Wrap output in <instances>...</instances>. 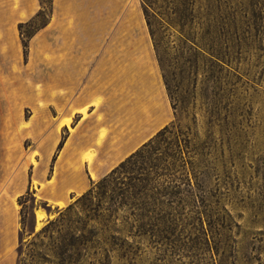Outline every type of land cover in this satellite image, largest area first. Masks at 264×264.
Masks as SVG:
<instances>
[{
	"label": "rangeland",
	"instance_id": "rangeland-1",
	"mask_svg": "<svg viewBox=\"0 0 264 264\" xmlns=\"http://www.w3.org/2000/svg\"><path fill=\"white\" fill-rule=\"evenodd\" d=\"M147 1L123 7H138L176 102L151 136L167 125L158 141L174 154L179 190L194 192L201 179L204 201L182 194L179 206H151L150 232L128 204L103 215L82 206L78 198L127 155L69 190L86 176L67 149V97L53 104L50 88L51 46L67 38V16L52 30L53 0H0V238L4 213L16 215L1 264H18L29 248L47 253L36 264H264V0ZM92 155L89 148L84 158ZM66 191L62 206L52 201ZM36 210L44 213L38 228ZM52 240L73 244L68 259L46 249Z\"/></svg>",
	"mask_w": 264,
	"mask_h": 264
},
{
	"label": "crops",
	"instance_id": "crops-1",
	"mask_svg": "<svg viewBox=\"0 0 264 264\" xmlns=\"http://www.w3.org/2000/svg\"><path fill=\"white\" fill-rule=\"evenodd\" d=\"M124 3L126 0H53L52 15L57 18L52 16V30L55 24L60 26L63 19L59 16L66 15L67 38L51 46V100L62 105L63 94L67 97L66 109L74 117L67 149L78 156L86 176L79 188L69 189L72 191L83 190L91 171L97 175L106 172L170 117L171 104L154 44L138 7H123ZM85 109L87 116L83 115ZM85 120L92 121L87 133L81 130ZM101 128L106 130L103 136ZM89 148L93 149L92 162L84 158ZM100 159L106 161L100 163ZM110 160L114 162L110 164ZM68 191L52 201L57 205L66 202ZM12 220L16 215L6 211L1 223L2 247Z\"/></svg>",
	"mask_w": 264,
	"mask_h": 264
},
{
	"label": "trees",
	"instance_id": "trees-1",
	"mask_svg": "<svg viewBox=\"0 0 264 264\" xmlns=\"http://www.w3.org/2000/svg\"><path fill=\"white\" fill-rule=\"evenodd\" d=\"M144 1L147 4L148 1ZM152 2L153 1L150 0V7ZM146 4L144 6L146 20L150 26L151 35H154L152 21L148 18ZM150 14L152 13L150 12ZM181 23L183 24L184 22ZM165 86L170 97L173 98V92L167 79H165ZM171 105L173 108H176V102L172 101ZM166 130L167 125L159 129L147 141L130 152L107 174L101 177L94 186L84 192L78 198L82 206H89L88 209H93L103 215V211L105 210L111 212L120 205L128 204L132 207V212H135L140 218H147V222L144 221L138 224L140 230L147 232H150L151 206H158L161 208L165 203L179 206L184 198L182 196L183 192L179 190L180 175L177 176L178 179L174 178L176 176L174 171L176 166L174 162L175 157L174 154L168 150V146H161L158 141L159 137ZM200 180L196 181V185L199 186L198 189L193 192L192 189L187 188L185 190L186 192H184L187 194H183L184 197L186 195H193L195 200L200 202L204 201L205 184L203 180ZM104 198H106L108 204L107 206L101 207ZM94 199L95 202L92 201ZM92 204L94 206H92ZM50 225L51 222L46 224L41 230H47ZM72 245L70 241L52 240V243H49L48 247L46 245V249L51 251L52 254H55L59 262H63L68 259L69 247ZM41 250L36 251L33 248H29L26 252L27 257H24L22 260L20 256L18 264H26L24 260H28L30 263L33 262L32 264H36L41 260H48L46 258L47 253L41 252Z\"/></svg>",
	"mask_w": 264,
	"mask_h": 264
},
{
	"label": "bare ground",
	"instance_id": "bare-ground-1",
	"mask_svg": "<svg viewBox=\"0 0 264 264\" xmlns=\"http://www.w3.org/2000/svg\"><path fill=\"white\" fill-rule=\"evenodd\" d=\"M68 123H69V119H65L64 122H63V124H66V125H68ZM94 176L95 175L92 174V177H94ZM58 205L62 206L63 202H58ZM35 214H36V225H35V228H38L40 226L39 219L44 216V213L42 211H40V210H36Z\"/></svg>",
	"mask_w": 264,
	"mask_h": 264
}]
</instances>
